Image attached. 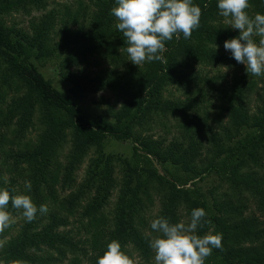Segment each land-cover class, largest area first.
<instances>
[{"label": "trees", "instance_id": "trees-1", "mask_svg": "<svg viewBox=\"0 0 264 264\" xmlns=\"http://www.w3.org/2000/svg\"><path fill=\"white\" fill-rule=\"evenodd\" d=\"M47 3L0 0V190L48 207L27 222L9 203L16 223L0 233V264H96L112 240L134 264H155L151 222L187 224L196 208L211 220L197 234H222L205 264H264V76L225 50L239 30L218 0H193L199 29L165 42L164 62L140 66L124 50L115 0ZM249 3L250 16L264 14V0ZM32 11L42 13L26 28L6 23ZM91 62L98 69L88 71ZM46 63L68 94L39 72ZM103 90L121 103L100 100L105 110L93 118L71 100ZM107 139L128 141L130 157L105 154ZM207 178L215 181L204 192Z\"/></svg>", "mask_w": 264, "mask_h": 264}, {"label": "clouds", "instance_id": "clouds-1", "mask_svg": "<svg viewBox=\"0 0 264 264\" xmlns=\"http://www.w3.org/2000/svg\"><path fill=\"white\" fill-rule=\"evenodd\" d=\"M115 3L111 15L118 21L116 28L126 42L124 50L136 66L164 62L165 42L172 41L174 36L179 39L181 34L184 39H190L200 27L202 10L193 0H115ZM217 7L224 22L239 30L238 37L224 42L225 50H230L233 58L245 65L248 74L264 76V14L250 16L249 0H218ZM255 38H259L258 43ZM25 186L31 190L30 181H25ZM9 203L13 209L22 210L27 222L35 220L38 212L41 215L48 212L46 204L38 208L30 196H12L8 190H0V233L14 223L7 210ZM206 217L203 208H196L187 224H173L164 217L154 219L150 227L159 233L150 241L155 264H205L213 249L222 250V234H197L198 229L211 224ZM96 264H134V261L118 240H112Z\"/></svg>", "mask_w": 264, "mask_h": 264}, {"label": "rangeland", "instance_id": "rangeland-1", "mask_svg": "<svg viewBox=\"0 0 264 264\" xmlns=\"http://www.w3.org/2000/svg\"><path fill=\"white\" fill-rule=\"evenodd\" d=\"M83 3H86V0H82ZM66 4L67 6H70L72 8L75 7V0H48L47 7L45 8V11L50 10L52 8L54 9H61V5ZM42 11H32L30 16H23L21 14H12L6 18V23L7 24H14L16 23L19 27L26 28L27 27V22L29 18L31 17H37L40 15ZM56 39V38H55ZM91 66L87 67L88 71H94L98 69V67H93L95 64L91 62ZM97 64H100L99 67H105L103 63L97 62ZM39 72L43 75V77L48 80L54 88L59 90L60 92H64L68 94V84L61 82L57 75H56V67L51 64V63H46L42 67L39 68ZM214 96H212L213 100ZM72 102L81 110H83L88 117H95L98 115L103 114L105 110V106H102L100 103V100H103L104 102L107 103L108 106H111L114 109H117L121 103V101L115 97L110 91L108 90H103L100 92H97L95 94H87L82 96L79 99H75L71 97ZM211 100V101H212ZM215 110V109H214ZM215 112V111H214ZM155 133L160 136H167L168 138H171V135H173V131L171 130L168 135H165V132L162 128L156 127L154 130ZM130 146L131 144L128 141L124 142H117L113 141L111 139H107L106 142L104 143V153L112 155L114 158H120L118 163H121V159H128L130 157ZM93 155L92 152L89 153V157ZM85 166V162L80 166V169L77 171V179L81 178V175L83 173ZM158 170L160 171V168L156 166ZM117 171V167H116ZM215 179L213 178H207L203 180L201 183H199V186L203 189V191H207L213 184H214ZM114 200V195L111 199V201ZM158 210L157 204L154 203L153 207H151L150 211L148 212L149 215L147 216V221L150 222L153 217L155 216L156 212ZM14 219V218H13ZM16 223V220L14 219V225ZM13 224V223H12ZM155 261V260H154Z\"/></svg>", "mask_w": 264, "mask_h": 264}]
</instances>
